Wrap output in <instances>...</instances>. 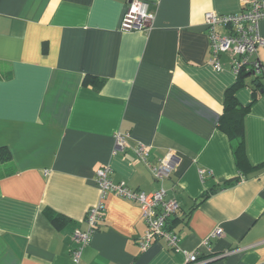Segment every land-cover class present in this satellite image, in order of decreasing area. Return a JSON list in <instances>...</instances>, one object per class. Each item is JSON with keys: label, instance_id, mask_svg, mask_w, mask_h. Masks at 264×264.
<instances>
[{"label": "crops", "instance_id": "1", "mask_svg": "<svg viewBox=\"0 0 264 264\" xmlns=\"http://www.w3.org/2000/svg\"><path fill=\"white\" fill-rule=\"evenodd\" d=\"M143 1L155 13L148 33L121 30L130 0H0V264H76L72 235L101 203V168L177 201L169 228L181 251L164 239L142 251L140 206L109 195L77 264H186L217 228L202 259L264 264V82L249 76L235 92L249 107L238 165L221 127L238 77L227 55L221 71L210 63L205 26L206 13L241 2ZM118 134L128 149L114 154ZM139 145L152 165L176 157L169 178L155 180Z\"/></svg>", "mask_w": 264, "mask_h": 264}, {"label": "built area", "instance_id": "2", "mask_svg": "<svg viewBox=\"0 0 264 264\" xmlns=\"http://www.w3.org/2000/svg\"><path fill=\"white\" fill-rule=\"evenodd\" d=\"M242 10L230 15H219L214 12L205 14V26L211 47L210 63L217 71H221V55H227L231 62L232 72L239 77L242 72L250 74L259 82H264V63L258 59V52L264 48V38L259 26L264 21V0H240ZM155 13L151 5L143 0H130L123 16L121 30L124 32L148 33L153 28ZM219 30H224L221 34ZM114 154L128 149L126 137L118 134L115 137ZM135 155L142 160L156 181H164L170 177L176 157L168 155L157 165L148 161L149 151L144 145L137 146ZM97 183L101 192V203L90 209L85 231L75 230L72 235L73 248L71 255L77 264L81 260L84 249L92 242L103 219L104 200L113 195L118 198L137 203L147 226L144 237L140 240L142 251L150 248L157 239H164L174 251H181L177 235L170 230L169 221L179 209V204L168 199V193L160 188L153 193L135 191L127 187L125 182L115 184L111 178L110 168H101L97 172ZM224 232L217 228L202 243L200 248L192 253L185 252L186 264H209L218 258L202 259L203 248H208L211 240L221 238Z\"/></svg>", "mask_w": 264, "mask_h": 264}, {"label": "trees", "instance_id": "3", "mask_svg": "<svg viewBox=\"0 0 264 264\" xmlns=\"http://www.w3.org/2000/svg\"><path fill=\"white\" fill-rule=\"evenodd\" d=\"M250 74L242 72L238 77L236 85L227 92L225 115L222 118L221 127L228 134L235 146V155L238 165L245 162L244 148V117L249 107H243L235 97V92L244 84L245 78Z\"/></svg>", "mask_w": 264, "mask_h": 264}, {"label": "water", "instance_id": "4", "mask_svg": "<svg viewBox=\"0 0 264 264\" xmlns=\"http://www.w3.org/2000/svg\"><path fill=\"white\" fill-rule=\"evenodd\" d=\"M261 93H263V91H261ZM216 260H217V259H216ZM216 260H214V261H216ZM214 261H213V262H214Z\"/></svg>", "mask_w": 264, "mask_h": 264}]
</instances>
